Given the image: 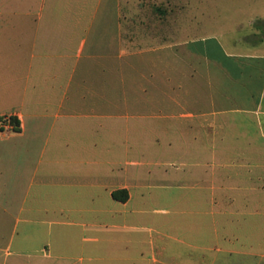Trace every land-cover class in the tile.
Returning <instances> with one entry per match:
<instances>
[{"label":"crops","instance_id":"crops-1","mask_svg":"<svg viewBox=\"0 0 264 264\" xmlns=\"http://www.w3.org/2000/svg\"><path fill=\"white\" fill-rule=\"evenodd\" d=\"M122 6L0 0V264H264V34L131 51Z\"/></svg>","mask_w":264,"mask_h":264},{"label":"rangeland","instance_id":"rangeland-1","mask_svg":"<svg viewBox=\"0 0 264 264\" xmlns=\"http://www.w3.org/2000/svg\"><path fill=\"white\" fill-rule=\"evenodd\" d=\"M223 14L255 21H214V18ZM122 16L127 49L131 51L148 50L167 42L179 43L200 35L217 34L222 28L224 31L227 29L225 32L241 31L245 35L252 32L264 34L256 28L260 25L257 21L264 20L262 0H123ZM178 201L181 207L188 206L187 200Z\"/></svg>","mask_w":264,"mask_h":264},{"label":"trees","instance_id":"trees-1","mask_svg":"<svg viewBox=\"0 0 264 264\" xmlns=\"http://www.w3.org/2000/svg\"><path fill=\"white\" fill-rule=\"evenodd\" d=\"M10 122L14 124L15 123V119L10 117ZM122 193L125 194V192H114L113 196H114L115 199H118V200H121V201L127 200V198H128L127 194L121 195Z\"/></svg>","mask_w":264,"mask_h":264},{"label":"built area","instance_id":"built-area-1","mask_svg":"<svg viewBox=\"0 0 264 264\" xmlns=\"http://www.w3.org/2000/svg\"><path fill=\"white\" fill-rule=\"evenodd\" d=\"M2 124L5 126L6 125L9 126L10 125V117H3Z\"/></svg>","mask_w":264,"mask_h":264}]
</instances>
